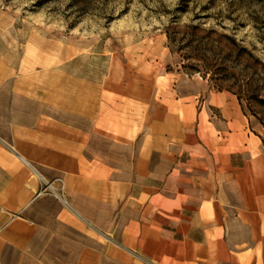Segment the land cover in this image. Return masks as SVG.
Segmentation results:
<instances>
[{"label": "rangeland", "instance_id": "1", "mask_svg": "<svg viewBox=\"0 0 264 264\" xmlns=\"http://www.w3.org/2000/svg\"><path fill=\"white\" fill-rule=\"evenodd\" d=\"M262 63L264 0H0V91L103 108L137 141L169 142L175 155L178 145L184 172L215 176L234 220L237 190L264 195V126L219 87L251 73L264 92Z\"/></svg>", "mask_w": 264, "mask_h": 264}, {"label": "crops", "instance_id": "2", "mask_svg": "<svg viewBox=\"0 0 264 264\" xmlns=\"http://www.w3.org/2000/svg\"><path fill=\"white\" fill-rule=\"evenodd\" d=\"M102 109L0 91V264H264V236L231 230L264 228V195L237 190L234 220L215 176L184 172L178 145L137 141ZM43 179L62 199L36 197Z\"/></svg>", "mask_w": 264, "mask_h": 264}, {"label": "trees", "instance_id": "3", "mask_svg": "<svg viewBox=\"0 0 264 264\" xmlns=\"http://www.w3.org/2000/svg\"><path fill=\"white\" fill-rule=\"evenodd\" d=\"M262 66L264 67V63H262ZM241 75L237 76L235 72H232L230 75L224 76L221 79L222 84H220L219 89L235 94L243 109L248 110L252 115L257 117L264 126V92H262L261 88H258V80L253 74L247 73ZM260 81L264 86V77L260 78Z\"/></svg>", "mask_w": 264, "mask_h": 264}, {"label": "built area", "instance_id": "4", "mask_svg": "<svg viewBox=\"0 0 264 264\" xmlns=\"http://www.w3.org/2000/svg\"><path fill=\"white\" fill-rule=\"evenodd\" d=\"M64 185H62L61 189H57L54 186V182L48 180H41V185L36 192V197H40L43 195H52L57 199H62L61 194L63 193Z\"/></svg>", "mask_w": 264, "mask_h": 264}]
</instances>
